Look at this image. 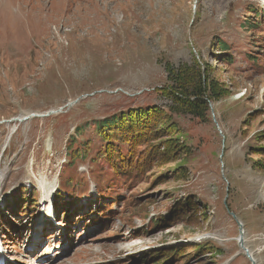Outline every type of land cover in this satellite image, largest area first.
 I'll return each mask as SVG.
<instances>
[{"label": "rangeland", "instance_id": "rangeland-1", "mask_svg": "<svg viewBox=\"0 0 264 264\" xmlns=\"http://www.w3.org/2000/svg\"><path fill=\"white\" fill-rule=\"evenodd\" d=\"M207 66L227 94L198 120L175 109L166 70ZM147 108L173 131L151 144L174 138L180 157L115 174L94 126ZM260 148L264 0H0L4 264H250L240 230L264 264ZM204 233L222 242L193 241Z\"/></svg>", "mask_w": 264, "mask_h": 264}, {"label": "trees", "instance_id": "trees-1", "mask_svg": "<svg viewBox=\"0 0 264 264\" xmlns=\"http://www.w3.org/2000/svg\"><path fill=\"white\" fill-rule=\"evenodd\" d=\"M255 18L258 19L257 16ZM216 46L218 50L223 52V57H219L218 61L226 63L228 66L232 64L233 57L227 53L229 48L226 44L219 41ZM166 71L169 78L174 80L169 90L172 94H177L174 98L177 106L175 109L192 115L198 120H204L209 115L207 101L215 102L227 94L224 86L211 74L212 71L209 66L203 69V79L199 72L191 68H181L177 73L168 68ZM127 113L120 117L112 116L103 119L94 126V130L104 144L98 156L100 159H104L110 167L112 166L110 171L116 174L121 169L128 172L135 169L140 174L142 171L146 172L147 169H150L156 159H161L165 155H168L171 160L180 157L179 150L181 148L176 146L177 143L174 138L166 140L161 145L164 148L163 152L160 151L161 146L151 144L161 137L173 133L170 126L165 127L164 112H160L157 108H147L145 111L130 109ZM76 131L81 133L79 129ZM139 147L144 150L139 151ZM121 148L126 149L125 154ZM258 151L259 154L264 155L262 148ZM74 155L77 156L78 152L75 151L71 156ZM75 158L73 157V159ZM117 162L120 164L119 167H116ZM187 205L190 206L191 204L187 203ZM153 255L159 257L158 254ZM166 256L177 259L184 258L182 250L169 251ZM162 257V260L166 258L165 256Z\"/></svg>", "mask_w": 264, "mask_h": 264}, {"label": "bare ground", "instance_id": "bare-ground-1", "mask_svg": "<svg viewBox=\"0 0 264 264\" xmlns=\"http://www.w3.org/2000/svg\"><path fill=\"white\" fill-rule=\"evenodd\" d=\"M31 119V118H30ZM26 120L25 118L23 119V121ZM25 183H29V182H25ZM43 185V183L40 185V191L42 193L41 195V203H48L50 200V196L51 193L54 190L53 185L48 186V185H44V187L42 188L41 186ZM242 235H244V233H242ZM242 235L241 238H238L237 242H238V255H245L249 261L252 260L255 264V259H254V255H252V253L249 251V249H247L245 247V239H242ZM237 254V253H236Z\"/></svg>", "mask_w": 264, "mask_h": 264}, {"label": "water", "instance_id": "water-1", "mask_svg": "<svg viewBox=\"0 0 264 264\" xmlns=\"http://www.w3.org/2000/svg\"><path fill=\"white\" fill-rule=\"evenodd\" d=\"M50 115V113L48 114ZM215 126H216V123H215ZM232 218L235 219V217L232 215ZM240 226V225H239ZM241 235H242V232L241 230L239 231V237L241 238ZM250 264H254V262L252 260H250Z\"/></svg>", "mask_w": 264, "mask_h": 264}]
</instances>
